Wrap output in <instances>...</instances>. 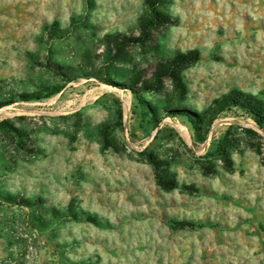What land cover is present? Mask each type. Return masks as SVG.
Returning a JSON list of instances; mask_svg holds the SVG:
<instances>
[{
  "label": "rangeland",
  "instance_id": "1",
  "mask_svg": "<svg viewBox=\"0 0 264 264\" xmlns=\"http://www.w3.org/2000/svg\"><path fill=\"white\" fill-rule=\"evenodd\" d=\"M158 10L122 45L147 0H0V264H264V127L219 102L264 104V0Z\"/></svg>",
  "mask_w": 264,
  "mask_h": 264
},
{
  "label": "trees",
  "instance_id": "2",
  "mask_svg": "<svg viewBox=\"0 0 264 264\" xmlns=\"http://www.w3.org/2000/svg\"><path fill=\"white\" fill-rule=\"evenodd\" d=\"M159 2L160 0H147L150 11V18L147 21L141 22V33L137 38H127L122 36V38L119 37V40H117V42L122 45H127L131 42H145L149 38L152 29L169 23L171 21L170 17L158 10ZM187 56L188 55L184 54L177 55L172 60L161 63L159 72H157L156 75V80H159L161 77L167 75L168 77L177 81L179 79V76L176 72L177 65L184 61H187L188 59H197V56L193 58H189ZM109 81L114 84L112 80ZM131 83L133 84H129V87L136 95H138L141 90L154 89L152 83H147L143 87L139 88L136 87L134 81H132ZM219 102L221 103L222 108L235 106L243 109L254 117L255 121L260 127H264V104L256 96L239 90H232L230 93L223 95L222 99H220ZM223 157L225 161V167L231 170L233 168V161L231 157L229 155H223ZM147 158L156 170V178L158 184L166 189L174 188L177 186L175 177L172 176L171 172L168 169L163 170L158 160L154 158L152 154H148ZM262 163L264 165V156L262 158Z\"/></svg>",
  "mask_w": 264,
  "mask_h": 264
}]
</instances>
